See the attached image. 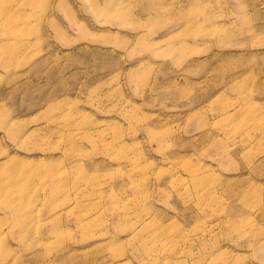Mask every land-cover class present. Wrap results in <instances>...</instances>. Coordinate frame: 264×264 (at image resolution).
<instances>
[{
    "label": "rangeland",
    "instance_id": "obj_1",
    "mask_svg": "<svg viewBox=\"0 0 264 264\" xmlns=\"http://www.w3.org/2000/svg\"><path fill=\"white\" fill-rule=\"evenodd\" d=\"M0 264H264V0H0Z\"/></svg>",
    "mask_w": 264,
    "mask_h": 264
},
{
    "label": "bare ground",
    "instance_id": "obj_2",
    "mask_svg": "<svg viewBox=\"0 0 264 264\" xmlns=\"http://www.w3.org/2000/svg\"><path fill=\"white\" fill-rule=\"evenodd\" d=\"M96 10H98L99 8H98V6L95 8ZM252 117V116H251Z\"/></svg>",
    "mask_w": 264,
    "mask_h": 264
}]
</instances>
